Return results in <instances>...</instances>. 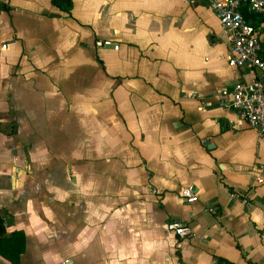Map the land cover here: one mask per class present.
Masks as SVG:
<instances>
[{"label": "crops", "instance_id": "crops-1", "mask_svg": "<svg viewBox=\"0 0 264 264\" xmlns=\"http://www.w3.org/2000/svg\"><path fill=\"white\" fill-rule=\"evenodd\" d=\"M0 5V213L24 232L18 264H264V137L218 104L258 72L227 64L207 0Z\"/></svg>", "mask_w": 264, "mask_h": 264}, {"label": "built area", "instance_id": "built-area-1", "mask_svg": "<svg viewBox=\"0 0 264 264\" xmlns=\"http://www.w3.org/2000/svg\"><path fill=\"white\" fill-rule=\"evenodd\" d=\"M215 13L219 24L230 35V51L227 64L233 68L252 67L257 70V75L250 81H235L230 88L220 91L218 104L237 112L236 122L231 121L232 127H240V124L253 128L260 136L264 137V57L261 55L262 39L255 25L246 19L241 11L245 5L249 10L264 16V0H207ZM6 45L1 44L0 49ZM96 47L112 46L118 49L109 38L95 41ZM264 172V162L258 165ZM258 183L264 181L263 177H257ZM183 200L193 202L197 199L192 187H186L180 193ZM235 196V194H232ZM243 202L246 200L243 198ZM209 212L214 213L215 208L206 203ZM168 229L179 238H191L193 233L189 225L171 221ZM64 264V263H63Z\"/></svg>", "mask_w": 264, "mask_h": 264}, {"label": "trees", "instance_id": "trees-1", "mask_svg": "<svg viewBox=\"0 0 264 264\" xmlns=\"http://www.w3.org/2000/svg\"><path fill=\"white\" fill-rule=\"evenodd\" d=\"M52 3L62 10L69 11L71 7V0H52ZM4 6L0 5V10ZM241 11L244 17L250 20L255 26L262 20L260 14H257L248 9L247 6H243ZM262 57H264V41L262 42ZM6 219L4 215L0 213V256L7 259L11 264L19 263V255L25 248V235L22 230H14L7 233L5 230ZM216 264H234L224 258L218 257Z\"/></svg>", "mask_w": 264, "mask_h": 264}, {"label": "water", "instance_id": "water-1", "mask_svg": "<svg viewBox=\"0 0 264 264\" xmlns=\"http://www.w3.org/2000/svg\"><path fill=\"white\" fill-rule=\"evenodd\" d=\"M205 144H206L207 146L211 145V143H209V142H205ZM7 224L10 225V222L8 221Z\"/></svg>", "mask_w": 264, "mask_h": 264}]
</instances>
